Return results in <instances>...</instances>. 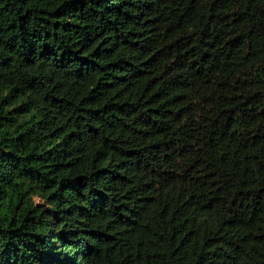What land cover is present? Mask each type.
<instances>
[{"label": "trees", "instance_id": "obj_1", "mask_svg": "<svg viewBox=\"0 0 264 264\" xmlns=\"http://www.w3.org/2000/svg\"><path fill=\"white\" fill-rule=\"evenodd\" d=\"M0 264H264V0H0Z\"/></svg>", "mask_w": 264, "mask_h": 264}]
</instances>
